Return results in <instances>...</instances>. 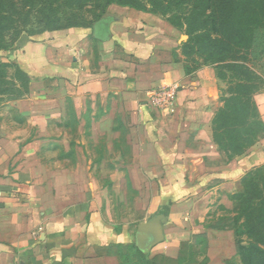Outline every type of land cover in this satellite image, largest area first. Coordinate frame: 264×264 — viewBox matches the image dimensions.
<instances>
[{
  "label": "crops",
  "instance_id": "0c3cea01",
  "mask_svg": "<svg viewBox=\"0 0 264 264\" xmlns=\"http://www.w3.org/2000/svg\"><path fill=\"white\" fill-rule=\"evenodd\" d=\"M58 35L66 39V57L56 51L49 64L34 66L32 43L22 63L38 88L28 111L38 135L30 140L0 128V264H129L124 249L134 264H142L141 255L178 264L183 245L201 233L208 238L207 264H227L237 253L235 233L204 227L194 196L212 180L238 179L264 164V134L243 155L223 160L211 126L218 93L212 71L187 74L183 31L161 14L112 4L91 26ZM37 45L47 50V43ZM170 82L180 92L173 111L159 114L151 92ZM256 103L264 121V92ZM71 129L76 135L67 139ZM124 131L128 158L121 151L111 159L90 154L91 143ZM61 146L76 154H58ZM48 147L56 152L49 158ZM62 161L73 164L50 165ZM108 161L126 163L135 208L144 213L139 225L160 233L147 253L136 245L139 225L117 230L106 217L94 183L106 172L98 176L88 163Z\"/></svg>",
  "mask_w": 264,
  "mask_h": 264
},
{
  "label": "rangeland",
  "instance_id": "374dc122",
  "mask_svg": "<svg viewBox=\"0 0 264 264\" xmlns=\"http://www.w3.org/2000/svg\"><path fill=\"white\" fill-rule=\"evenodd\" d=\"M131 2H135L139 8L161 14L169 21L179 24L184 34L183 42L189 38L186 33V23L190 14L193 15V19L191 18L189 22H192L193 27L201 32L205 31L204 28L207 31L210 29L211 11L205 10V4H208L206 0H131ZM256 2L263 3L264 0H256ZM112 3L127 6L132 4L128 0H0V128L3 131L9 133L18 131L21 133L19 136H27L26 138L30 140L38 135V132L33 129L35 127L32 115L28 113L32 105V100L29 98L36 93L38 88H34L30 77L22 68V63L29 50L28 46L36 43V48L31 51L33 56L30 58L34 66L49 64L56 51L64 53L63 57H66L68 49L62 43L63 37L59 35L56 37V34L60 30L71 27L91 26ZM197 7L202 9L198 15L195 12ZM52 40L56 42L53 43ZM65 40L64 38L63 42ZM39 42L47 43V50L37 45ZM197 48L203 49L194 51L191 56L185 57L184 61L191 75L196 74L200 69L212 71L214 76L212 82L213 84L216 82L215 85L218 88L217 106L211 125L213 139L215 141V129L217 137L227 147V150L221 149L224 155L223 160H227L230 151L236 152L242 149L247 151L260 141L264 133L256 134L255 141L251 143L250 125L242 124L246 114L244 108L237 107V105L232 106L231 100L235 98L234 92L238 90L237 83L230 82L229 78L224 80L220 77V70L223 72L225 70L218 68L217 66L221 65H216L213 60L206 59L203 52H208V47H204L202 43V45H197ZM247 64L256 75L262 78V80L254 79L257 84L261 85V91L254 95L256 102V97L264 92V26L256 28L253 33ZM227 106L233 110L226 109ZM222 110H225L223 115ZM222 116L223 118L227 116L225 121L229 120V126H220L223 122ZM65 122L70 125L74 120L72 116H68ZM216 122H219V126ZM51 123L54 125L55 122ZM117 123L118 126L126 129V125L119 118ZM75 133V130L71 129L65 137L68 139L69 135L75 136ZM86 135L83 134L80 139L86 141L88 138ZM235 140L242 145H237ZM107 142L110 143L109 147L105 145ZM119 144L120 147H118ZM248 146L249 148L246 149ZM90 147L92 156L99 157L106 154L108 159L117 155L119 151L125 158H128L131 153L127 131L120 136L105 135L100 143L96 142L95 146L91 143ZM57 149H60L58 150L60 155L76 154L75 150L71 151L68 146L57 147ZM55 153L54 148L48 147L46 152L48 158L54 156ZM72 164L70 161H62V163L50 165L67 167ZM125 164L124 162L117 164L113 161L103 164L88 163L90 170L96 175L101 170L106 172L102 173L103 178L98 177L94 183L101 190L100 194L109 222L117 230L125 225L133 232L143 219L144 213L135 208L136 192L130 186L124 170ZM263 166L264 164L255 167L238 179L212 180L204 186L203 194L194 196L204 216L202 221L204 227L236 226L233 231L240 252L237 251L236 256L228 264H264ZM255 221H258L259 226L254 228ZM202 239L195 238L194 244L184 246V254L180 260L182 264H197L203 261L204 257L198 254L200 250L195 245L203 241ZM122 253L126 259L132 261V264L136 262L135 257H132L128 250L124 249Z\"/></svg>",
  "mask_w": 264,
  "mask_h": 264
},
{
  "label": "trees",
  "instance_id": "16d2710c",
  "mask_svg": "<svg viewBox=\"0 0 264 264\" xmlns=\"http://www.w3.org/2000/svg\"><path fill=\"white\" fill-rule=\"evenodd\" d=\"M128 1L132 3L131 0ZM206 3L208 4H205V10L211 11L209 15L210 29L209 31H207L206 28H204L205 31L201 32L196 27H193L192 22H189V20H191L193 16H191L190 14L187 18L188 22L186 23V33L188 34L189 38L182 43L183 54L185 57H189L194 51H201L203 48H197V45H202L203 43L204 47L209 48L208 52H203L206 59L213 60V63H215L216 65H221L217 66L218 68L220 67L225 70L224 72L220 70V77L224 80L229 78L230 82L237 83L238 90L234 92L236 96L233 99L230 98V100L232 99V106L237 105V107L244 108L247 115L245 114L243 123H241L243 125H250V139L251 143H253V141H255L256 134L264 133V121L259 116L257 103L254 100V95L258 91H261V85L257 84L254 79L259 78L262 80V78L256 75V73L251 69L247 62L248 56L250 54V44L253 41V33L256 28L264 26V2L257 3L256 0H206ZM128 7L148 11L137 7L135 2L128 5ZM106 11H104L103 14ZM200 11H202V9L200 10L199 7L195 8V12L197 13V15ZM101 17L102 15L98 19H100ZM169 22L172 23V25H174L175 27L181 29L179 24L171 21ZM186 72L187 74H190V69L187 65ZM231 95H233V92H231ZM228 107L229 106H227L226 109H229L230 111L233 110L232 108ZM223 114H225V110H222V115ZM226 119L227 116L222 119L223 122L220 123V126H229L230 122L229 120L225 121ZM216 125L219 126V122H216ZM214 137L215 142L218 144L220 149L227 150V147L223 144V141L217 137V132L215 129ZM237 145L242 144L237 143ZM247 148H249V146L246 147V149ZM245 151H243V149L242 151L236 152L232 150L229 152L230 154L228 155V159H233L234 157L243 154ZM262 169H264V166ZM254 223V228L255 226H259L257 224L258 221H255ZM235 227L236 226L234 225L229 227L210 226V228L214 229L232 231L235 229ZM195 238H203V241L197 242V244H195L199 247L200 250L198 254L203 255L204 257L203 261L197 264H207L209 262V257L208 238L206 236V233L194 235V239ZM194 243L195 241H193V244ZM186 244L183 245L182 256L184 254V246ZM236 248L237 251L240 252V248L237 243ZM182 256L180 257L178 264H182L180 261L182 259ZM127 261L129 264H132V261H129L128 259ZM140 261H142V264H170L169 260L166 258L156 257L152 261H149L146 260L142 255Z\"/></svg>",
  "mask_w": 264,
  "mask_h": 264
},
{
  "label": "built area",
  "instance_id": "2783aa9c",
  "mask_svg": "<svg viewBox=\"0 0 264 264\" xmlns=\"http://www.w3.org/2000/svg\"><path fill=\"white\" fill-rule=\"evenodd\" d=\"M181 86L177 82H170L158 86L151 92V107L160 114L173 111Z\"/></svg>",
  "mask_w": 264,
  "mask_h": 264
},
{
  "label": "water",
  "instance_id": "95a60500",
  "mask_svg": "<svg viewBox=\"0 0 264 264\" xmlns=\"http://www.w3.org/2000/svg\"><path fill=\"white\" fill-rule=\"evenodd\" d=\"M135 236L137 247L144 253H147L161 239L160 233L156 234L148 223L140 224Z\"/></svg>",
  "mask_w": 264,
  "mask_h": 264
}]
</instances>
